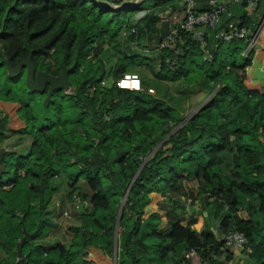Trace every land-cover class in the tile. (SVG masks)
Here are the masks:
<instances>
[{
    "label": "trees",
    "instance_id": "16d2710c",
    "mask_svg": "<svg viewBox=\"0 0 264 264\" xmlns=\"http://www.w3.org/2000/svg\"><path fill=\"white\" fill-rule=\"evenodd\" d=\"M153 1L108 10L95 0H0V100L19 103L18 133L31 139L24 154L1 153L0 264H166L189 248L219 264L217 254L230 248L218 232H197L179 216L162 232L159 214L148 210L183 178L224 209L218 227L241 231L240 251L264 264V50L255 44L244 56L243 40L217 41L204 61L188 31L177 30L175 55L157 48L155 29L156 54L118 56L107 80L94 42L118 51L125 29L136 46L153 19L141 16L139 27L127 15ZM27 57L55 77L61 60L73 63L71 94L54 90L45 105L46 88L27 92L24 67L7 72ZM128 73L139 89L115 84ZM201 90L203 102L184 114L188 93ZM59 175L66 198L76 194L87 206L66 242L48 243L41 239Z\"/></svg>",
    "mask_w": 264,
    "mask_h": 264
},
{
    "label": "crops",
    "instance_id": "0c3cea01",
    "mask_svg": "<svg viewBox=\"0 0 264 264\" xmlns=\"http://www.w3.org/2000/svg\"><path fill=\"white\" fill-rule=\"evenodd\" d=\"M219 1L222 2L224 9L219 16L218 27H226L229 23L247 25L261 22L264 19V0H257L254 11H250L247 5L240 0ZM193 2L195 10H205L210 6L208 0H193ZM125 3H132L129 8L136 4L133 3V0H121L119 2V4ZM182 7V0H156L148 6L142 7V9L130 11L127 19L131 23H134V26H142V24H139L140 22L136 21L145 14L151 16L153 19L152 24H149L145 30V34L138 39L136 46L126 41L125 29L124 31L122 29L117 37L118 51L112 45L105 43L104 40L100 43L98 41L94 42L92 51H97V58L103 63L105 75L108 76L107 80H109L110 69L118 56H139L153 53V51L155 55L156 44L158 42L154 36L155 29L158 32L159 38H161V22L167 20L169 30L172 27L173 18H181L183 16ZM205 40L211 49L218 41L211 32H206ZM256 45L255 49L260 48L264 50V35L260 36V40H257ZM18 108L19 103L15 101L0 100V168L3 166L1 153L10 151L24 154L29 148L30 137L26 134L18 133V130L24 126V122L18 116ZM188 199L191 202L189 205H186V200ZM148 210L159 214L161 221L158 228L162 232L167 229L170 218L179 216L182 219V225L188 224L197 232H203L206 228H209L213 234H216V237L217 232L219 236L222 237L223 235V231L218 227V219L225 213L224 209H218L211 202V198H209L206 190L201 188L198 192L195 184L184 178L172 190L160 195L148 207ZM115 251L116 254L119 253L121 251L120 246ZM227 251L220 250L215 257L219 264H256L252 258L240 250L227 249ZM227 253L229 254L228 256ZM166 264H185V262L184 260H176V258L169 256Z\"/></svg>",
    "mask_w": 264,
    "mask_h": 264
},
{
    "label": "built area",
    "instance_id": "2783aa9c",
    "mask_svg": "<svg viewBox=\"0 0 264 264\" xmlns=\"http://www.w3.org/2000/svg\"><path fill=\"white\" fill-rule=\"evenodd\" d=\"M113 6L119 5L121 0H109ZM139 0H133L137 3ZM245 1L248 9L254 11L256 9L257 0H240ZM209 8L205 10H195L193 0H182L183 16L181 18H173L172 27L167 34L161 38L157 44L158 49H169L175 55L178 53L176 44V34L178 29L188 31L191 38L198 44L201 51V58L204 61H210V47L205 40L206 32H211L214 38L218 41L228 42L233 39H241L245 43L242 54L245 56L248 51L252 50L261 33H264V21L251 23L247 25H237L229 23L226 27H218L220 14L223 12L224 6L219 0H208ZM133 32V28L130 29ZM100 84L106 83L105 80H100ZM115 84L120 88L129 90L139 89V79L135 74H123L122 77L115 81ZM92 84L87 85V89L92 90ZM151 91V89H148ZM63 94H71L72 88L69 86L62 89ZM191 200H186V205H189ZM71 205L74 211H78L80 207L86 206L87 201L79 198L76 194H72ZM65 217H69L67 211H63ZM224 248L241 250L245 244V236L241 231L229 229L222 235ZM183 258L186 264H207L205 259L193 248H189L183 252Z\"/></svg>",
    "mask_w": 264,
    "mask_h": 264
},
{
    "label": "water",
    "instance_id": "95a60500",
    "mask_svg": "<svg viewBox=\"0 0 264 264\" xmlns=\"http://www.w3.org/2000/svg\"><path fill=\"white\" fill-rule=\"evenodd\" d=\"M95 1L100 6H102L105 9H108V10H125V9L129 8L132 4V3H125V4H119L117 6H113L110 2H107L105 0H95ZM263 21H264V19H263ZM167 24H168L167 20H164L161 22V25H160L161 38L163 36H165L168 32ZM73 66H74L73 63L70 66H65L63 60H61V62H60V67H61L60 73L57 77H55V76L48 74L45 71L35 70L33 65L30 62L29 57H27L26 59L18 62L14 67L8 66L7 72L10 76H13L19 72L21 67H24V78H23V80H24L25 86L27 87L28 92L29 93L41 92L46 88L47 89L46 94L43 98V104L46 105L50 99V95L52 94V92L54 90H58V89L62 90L63 88L69 86V81L67 79V73H68V71H70L72 69ZM130 183H131V181L129 182L126 190L124 191L123 198L121 200L118 213L120 212L123 199L126 195V192H127V189L129 187ZM117 221H118V216L116 218V223H117ZM214 236L216 237L215 233H214ZM113 243H114V247H115V236H114Z\"/></svg>",
    "mask_w": 264,
    "mask_h": 264
},
{
    "label": "rangeland",
    "instance_id": "374dc122",
    "mask_svg": "<svg viewBox=\"0 0 264 264\" xmlns=\"http://www.w3.org/2000/svg\"><path fill=\"white\" fill-rule=\"evenodd\" d=\"M188 94V102L185 106L186 108L184 114L191 113L193 110H195V108L203 102L205 96L207 95L202 90L195 93L189 92ZM54 181L56 183L57 190L52 196L51 211L52 209L53 211L51 212V222L49 223V227L41 239V241H46L48 243L56 239L66 242L69 238L68 227L76 221V213H78L72 209L71 201L66 198L67 180L60 177L59 175V177H54ZM80 188L82 189V186H80ZM63 211H67L68 214H70L69 217H65L63 215Z\"/></svg>",
    "mask_w": 264,
    "mask_h": 264
}]
</instances>
